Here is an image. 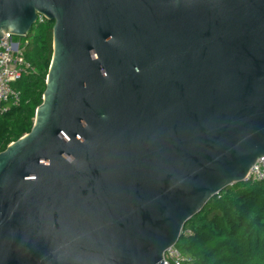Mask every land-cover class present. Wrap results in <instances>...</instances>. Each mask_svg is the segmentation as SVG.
Here are the masks:
<instances>
[{"label":"water","instance_id":"water-1","mask_svg":"<svg viewBox=\"0 0 264 264\" xmlns=\"http://www.w3.org/2000/svg\"><path fill=\"white\" fill-rule=\"evenodd\" d=\"M52 22L30 131L0 152V264H162L264 157V0H0Z\"/></svg>","mask_w":264,"mask_h":264},{"label":"trees","instance_id":"trees-1","mask_svg":"<svg viewBox=\"0 0 264 264\" xmlns=\"http://www.w3.org/2000/svg\"><path fill=\"white\" fill-rule=\"evenodd\" d=\"M52 25L38 23L24 37L33 72L13 84L20 104L0 115V152L32 127L52 55ZM175 246L186 264H264V184L247 181L222 190L185 224Z\"/></svg>","mask_w":264,"mask_h":264},{"label":"built area","instance_id":"built-area-1","mask_svg":"<svg viewBox=\"0 0 264 264\" xmlns=\"http://www.w3.org/2000/svg\"><path fill=\"white\" fill-rule=\"evenodd\" d=\"M44 21L39 18L37 24ZM26 45L24 37L5 33L0 38V115L8 110L4 106L14 107L20 104L21 94L13 87V84L33 72L31 65L24 57ZM247 180L264 184V157L259 158L250 169ZM184 234L188 235L189 232L185 231ZM186 263L185 256L175 245L168 248L162 256V264Z\"/></svg>","mask_w":264,"mask_h":264},{"label":"rangeland","instance_id":"rangeland-1","mask_svg":"<svg viewBox=\"0 0 264 264\" xmlns=\"http://www.w3.org/2000/svg\"><path fill=\"white\" fill-rule=\"evenodd\" d=\"M20 42H22V40ZM4 108L7 110L10 108V105H6V106H4Z\"/></svg>","mask_w":264,"mask_h":264}]
</instances>
